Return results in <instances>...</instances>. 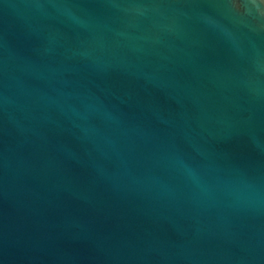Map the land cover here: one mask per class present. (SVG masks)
<instances>
[{
    "label": "water",
    "instance_id": "obj_1",
    "mask_svg": "<svg viewBox=\"0 0 264 264\" xmlns=\"http://www.w3.org/2000/svg\"><path fill=\"white\" fill-rule=\"evenodd\" d=\"M0 264H264V0H0Z\"/></svg>",
    "mask_w": 264,
    "mask_h": 264
}]
</instances>
